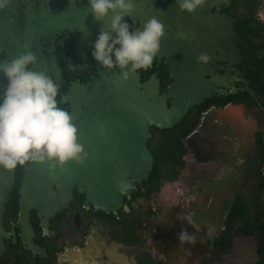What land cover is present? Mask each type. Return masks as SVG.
<instances>
[{
    "label": "flooded vegetation",
    "instance_id": "1",
    "mask_svg": "<svg viewBox=\"0 0 264 264\" xmlns=\"http://www.w3.org/2000/svg\"><path fill=\"white\" fill-rule=\"evenodd\" d=\"M133 3L125 18L131 29L143 30L152 17L166 29L165 49L136 73L139 80L154 74L164 93L190 68L207 83L208 93L176 123L191 125L180 139L182 166L159 185L150 167L104 211L73 186L65 205L47 216L29 208L27 224L19 219L14 169L0 264H264V0H205L193 14L176 0ZM63 37L54 39L57 103L67 110L60 96L69 82L85 83L92 67L66 69L72 49L58 44ZM201 53L207 63L197 62ZM184 228L195 245L178 240Z\"/></svg>",
    "mask_w": 264,
    "mask_h": 264
},
{
    "label": "water",
    "instance_id": "2",
    "mask_svg": "<svg viewBox=\"0 0 264 264\" xmlns=\"http://www.w3.org/2000/svg\"><path fill=\"white\" fill-rule=\"evenodd\" d=\"M111 19L110 13L102 21L95 20L88 0H11L9 7L0 10V61L16 58L27 48L38 60L32 70L45 71L60 83L54 39L64 34L58 44L72 49L66 58V69L92 67L85 83L69 82L60 96L73 117L78 142L88 153L87 159L82 164L69 161L54 171H49L46 162L29 161L19 166L16 204L19 219L25 224L29 208L47 216L64 206L73 186L95 209L104 211L117 206L133 182H139L150 170L152 158L145 146L149 128L172 127L208 93L202 75L190 68L174 75V83L164 93H159L154 74L144 81L136 73L130 74L125 81L118 69H105L91 53L100 31H111ZM162 46L165 36L160 48L165 49ZM6 85L7 79L0 73V96ZM13 178L14 170L0 167V247L3 207ZM118 181L128 187L119 191Z\"/></svg>",
    "mask_w": 264,
    "mask_h": 264
},
{
    "label": "clouds",
    "instance_id": "3",
    "mask_svg": "<svg viewBox=\"0 0 264 264\" xmlns=\"http://www.w3.org/2000/svg\"><path fill=\"white\" fill-rule=\"evenodd\" d=\"M89 9L97 21L112 16L111 31L101 30L92 50V56L105 69H118L122 80L140 69L147 71L157 57L165 25L156 17L143 24V30L131 29L125 22L131 17L133 0H88ZM181 12L193 14L205 0H176ZM11 5V0H0V10ZM264 19V17H261ZM114 56V59H113ZM198 63H207L210 57L201 53ZM37 56L25 48L13 59L0 61V73L7 85L0 96V167L11 171L29 161L47 163L49 171L62 168L69 161L82 164L88 153L78 142V129L70 113L58 106L59 84L51 74L32 70ZM103 131V129H101ZM128 185L117 182L119 191ZM181 244L195 245V234L184 228L178 234Z\"/></svg>",
    "mask_w": 264,
    "mask_h": 264
},
{
    "label": "trees",
    "instance_id": "4",
    "mask_svg": "<svg viewBox=\"0 0 264 264\" xmlns=\"http://www.w3.org/2000/svg\"><path fill=\"white\" fill-rule=\"evenodd\" d=\"M190 126L178 123L170 129L149 128L151 139L146 142V147L152 157L150 174L158 179V185L174 178L182 166L181 156L184 150L180 139L188 133ZM17 168L19 170V166Z\"/></svg>",
    "mask_w": 264,
    "mask_h": 264
}]
</instances>
